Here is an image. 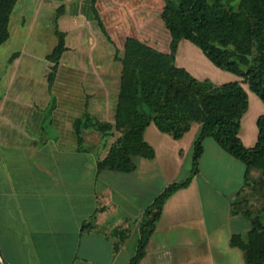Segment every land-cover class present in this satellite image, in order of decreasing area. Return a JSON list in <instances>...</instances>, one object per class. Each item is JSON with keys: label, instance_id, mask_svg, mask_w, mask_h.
Instances as JSON below:
<instances>
[{"label": "crops", "instance_id": "0c3cea01", "mask_svg": "<svg viewBox=\"0 0 264 264\" xmlns=\"http://www.w3.org/2000/svg\"><path fill=\"white\" fill-rule=\"evenodd\" d=\"M14 63H22L18 53L9 60ZM20 78L13 70L1 78V264H129L137 253L146 210L179 182L188 184L164 202L138 264L258 261L263 232L253 228L245 213L252 215L259 187L250 178L246 183V166L211 137L203 141L198 171L193 172L199 124L176 140L151 123L144 140L155 151L153 159L132 157V172H98L107 154L97 152L95 157L92 149L78 145L73 113H62L60 100H43L34 89L24 94ZM52 102L48 120L44 112ZM247 112L239 138L253 148L256 119L264 115V106L258 113ZM102 201L116 211L108 227L114 233L96 227L83 231Z\"/></svg>", "mask_w": 264, "mask_h": 264}, {"label": "rangeland", "instance_id": "374dc122", "mask_svg": "<svg viewBox=\"0 0 264 264\" xmlns=\"http://www.w3.org/2000/svg\"><path fill=\"white\" fill-rule=\"evenodd\" d=\"M165 1L17 0L9 20L10 40L0 45V94L4 93L2 76L11 70L18 71L21 76L18 83H22L24 94L28 95L34 89V94L37 91L43 100H60L62 113H73L78 145L92 149L95 157L97 152L107 156L119 152L132 127L127 105L120 101L128 89L123 79V60L128 56L141 61L148 69L152 83L149 98L155 110L153 116L160 114L172 120L189 108L170 90L173 82L184 89V78L179 72L172 71V67L184 70L200 81L210 79L215 85L238 82L248 94L249 113H258L264 103L258 101L259 97L250 91L244 79L215 67L192 41H180L173 63L168 60L157 65V61L149 59L146 54L169 56L172 52L171 33L162 20ZM207 2L228 13L239 12L242 4V0ZM59 8L63 10L60 17L57 16ZM257 12L264 18V3L253 4L248 14ZM98 19L103 22L111 40L100 30ZM57 32L64 34L67 52L54 71L56 62L48 57L58 44ZM226 33L229 38L205 30L203 37L237 62L245 73L260 58L259 45L247 31L227 30ZM128 40L142 45L146 53L128 50ZM16 53L22 60L19 66L9 64ZM51 75L52 91L48 87ZM163 88H169V92H164ZM44 114L49 120L50 112L47 110ZM48 123H45L46 129L51 128ZM255 128L258 131L257 124ZM248 178L254 180L260 191L252 211V216H257L264 209V167L252 168ZM115 213L112 206L102 201L92 219L93 226L112 235L114 231L108 227L116 220ZM263 249L264 232L256 252L258 264H264V259H260Z\"/></svg>", "mask_w": 264, "mask_h": 264}, {"label": "trees", "instance_id": "16d2710c", "mask_svg": "<svg viewBox=\"0 0 264 264\" xmlns=\"http://www.w3.org/2000/svg\"><path fill=\"white\" fill-rule=\"evenodd\" d=\"M16 1L0 0V45L9 38V20ZM257 3H264V0H242L239 12L228 13L222 12L220 6L209 5L207 0H166L162 20L171 33L172 52L169 56L156 53L146 55L150 60L157 61V65H163L168 60L173 63L180 41H192L215 67L242 77L250 91L264 103V18L258 12L248 14L251 6ZM62 11L59 8L57 16H60ZM98 26L107 39L111 40L100 19H98ZM205 30L223 35L224 38H229L227 30L247 31L259 45L260 58L244 73L237 62L231 60L220 49L209 44L203 37ZM57 37L58 44L52 55L48 57L49 60L56 62L54 71L58 66V61L67 51L64 34L57 32ZM126 48L142 54L146 53L142 45L134 44L132 40L127 41ZM123 67V79L128 89L123 92L120 101L127 105L128 119L132 127L121 150L109 154L100 162L98 172L103 169L132 172L135 169L132 157L153 159L155 151L144 140V132L151 123H155L160 131L169 133L176 140L182 138L193 124L200 125L199 134L193 145L194 173L198 171V162L203 153V141L208 137L213 138L223 150L246 166V183L252 168L264 167V115L257 120L258 140L253 148L245 147L239 138L241 119L247 113L249 103L248 94L238 82L215 85L210 79L200 81L190 73L172 67V71L179 72L184 78V89L178 88L173 82L169 86L170 90L175 93L176 97L185 101L189 108L184 110L181 116L170 120L169 116L152 115V111L155 112V110L149 98L152 83L147 67L141 61L129 56L123 60ZM52 86L53 75L49 78L50 91H52ZM162 90L169 92V88ZM53 109L52 102L48 111L51 113ZM187 184L188 182H179L168 186L146 210L147 219L140 226L137 253L129 264H138L145 255L146 243L154 230L164 202L177 190L186 187ZM245 215L256 231L264 232V209L257 216H252L247 212ZM92 229L94 226L91 221L83 223V231ZM260 259H264V249L260 252ZM248 264L258 263L250 262Z\"/></svg>", "mask_w": 264, "mask_h": 264}]
</instances>
